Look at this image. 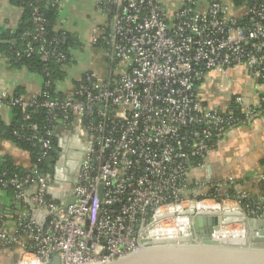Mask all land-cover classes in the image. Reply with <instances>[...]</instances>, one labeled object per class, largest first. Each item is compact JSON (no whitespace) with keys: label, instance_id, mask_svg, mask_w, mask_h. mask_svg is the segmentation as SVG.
Returning a JSON list of instances; mask_svg holds the SVG:
<instances>
[{"label":"built area","instance_id":"built-area-1","mask_svg":"<svg viewBox=\"0 0 264 264\" xmlns=\"http://www.w3.org/2000/svg\"><path fill=\"white\" fill-rule=\"evenodd\" d=\"M233 1L206 0L202 6L200 0H178L169 14L159 0H98L106 19L92 31V45L102 72L85 70L65 79L57 84L62 97L52 100L43 93L46 98L39 101L40 90L28 97L0 91V111L12 106L22 112L33 106L46 110L53 129L39 136L30 125L28 139L40 145L42 157L52 151L53 139L59 149L76 136L85 148L64 205L48 198L53 175L34 166L23 176L0 180V193L11 187L14 198L28 206L19 213L29 217L23 237L0 228L1 249H22L16 264H44L53 255L60 264L106 263L146 240L191 238V217L179 212H189L191 205H225L243 213L250 208L242 205L248 197L235 189L232 178L204 177L224 135L256 117L253 104L239 95L225 110L208 106L206 87L224 82L227 70L238 67L264 85V0ZM32 20L41 62L54 57L63 64L62 54L44 47L37 6ZM32 53L29 47L25 54ZM72 59L76 65L77 58ZM42 86L49 82L41 80ZM232 89L229 81L220 87L221 92ZM256 99L264 105V93ZM201 190L204 197L197 199ZM30 210L46 213L42 227L31 220Z\"/></svg>","mask_w":264,"mask_h":264},{"label":"crops","instance_id":"crops-1","mask_svg":"<svg viewBox=\"0 0 264 264\" xmlns=\"http://www.w3.org/2000/svg\"><path fill=\"white\" fill-rule=\"evenodd\" d=\"M160 3L172 14L178 7V0H159ZM202 6H206V0H200ZM98 0H61L57 17V29L66 32L75 39L79 45L72 51L75 58L81 50L96 52L92 45V31L105 23V16L99 10ZM22 9L12 3V0H0V33L16 29ZM78 50V52H77ZM99 57V53L95 54ZM80 71V69H78ZM76 71L71 76L75 78L80 74ZM232 83L231 92H221L220 87L224 82ZM214 82L206 87L203 98L210 106L208 99L216 100L217 108L225 110L234 96L245 97L256 111V117L227 132L221 143L215 147L208 161L207 177L210 181H225L232 178L234 187L241 194L244 193L253 201L254 205L264 206V105L258 103L257 95L264 93V85L256 84L243 68L227 70L226 80ZM41 79L27 71L11 65L9 59L3 55L0 57V91L11 96L17 88H21L23 96L28 97L40 90ZM210 92H214L210 96ZM217 92V93H216ZM256 92V93H255ZM215 102H212V105ZM3 119L9 122V110H1ZM11 157L17 166L24 169L30 168L28 156L12 144L0 139V158ZM194 177L202 174L195 173ZM204 175V174H203ZM202 177V178H204ZM70 195L67 196V201ZM13 200L0 193V221H3L2 229L14 235L16 224L13 221ZM20 211V210H19ZM22 249L13 246L8 249L0 248V264H16Z\"/></svg>","mask_w":264,"mask_h":264},{"label":"trees","instance_id":"trees-1","mask_svg":"<svg viewBox=\"0 0 264 264\" xmlns=\"http://www.w3.org/2000/svg\"><path fill=\"white\" fill-rule=\"evenodd\" d=\"M58 1L61 0H43L42 2H38V0H12V3L22 9L19 23L15 30L0 33V41L4 42L0 44V55L7 57L13 67H25L29 73L38 76L44 82H49V86H42L38 92L39 101L46 98L43 93H47L48 99L50 98L51 100L62 97V92L57 89V84H60L65 79H73L72 75H70V71L75 65V61L72 59L74 57L72 51L79 48V45L70 34L57 29L59 10L56 2ZM233 2H235V5L241 4L238 0H234ZM34 6L38 7L39 16L43 22L44 32L42 38L45 41L44 47L54 55L62 54L65 57L63 64L58 63L54 57L49 58L47 62H41L38 54L40 43L34 41L36 35L35 25L32 20ZM29 47L33 50V53L27 56L25 53ZM24 94L21 88H17L13 97L23 96ZM9 116V122L5 121L0 111V139L12 144L25 153L30 160V168L34 166L41 174L53 175L54 161L60 152L56 139L52 140L51 147L53 149L45 158L42 157L40 145L36 141L28 140L33 134L29 130L30 125H35L38 128L39 136L53 129L54 125L50 122L46 110L40 106H33L22 112L20 107L12 106L9 108ZM243 123L245 122L242 121L241 124ZM30 168L24 169L17 166L11 157L4 156L0 158V180L7 181L14 175L23 176L29 173ZM1 194L13 200L12 218L17 227L14 235L23 237L25 235L23 227L29 217L21 218L19 213L20 211L28 210V206H25L14 198L11 187L2 189ZM242 205L250 208L255 207L253 201L249 198L242 200ZM22 207H24V210L21 209ZM2 226L3 221H0V228Z\"/></svg>","mask_w":264,"mask_h":264},{"label":"water","instance_id":"water-1","mask_svg":"<svg viewBox=\"0 0 264 264\" xmlns=\"http://www.w3.org/2000/svg\"><path fill=\"white\" fill-rule=\"evenodd\" d=\"M3 43L0 41V44ZM73 144L82 146L78 137L74 136L67 146L59 145V149L62 152ZM73 154L70 158L75 159V163L80 164L81 168L85 151ZM64 159L65 156H62L60 161ZM58 163L54 166L53 186L47 188V194L64 205L73 187L63 183V168ZM30 212L31 220L42 227L45 224L46 213L35 210H30ZM185 215L192 217L193 221L194 235L188 242L183 238L178 241L165 240L162 242L146 240L135 251L110 262L95 264H264V216L259 219L248 218L243 212L209 216V214H198L193 211ZM233 224L245 225L246 245L217 240L211 236L212 231ZM44 264H60V259L57 255H53L51 260L48 259Z\"/></svg>","mask_w":264,"mask_h":264},{"label":"bare ground","instance_id":"bare-ground-1","mask_svg":"<svg viewBox=\"0 0 264 264\" xmlns=\"http://www.w3.org/2000/svg\"><path fill=\"white\" fill-rule=\"evenodd\" d=\"M192 210H196L198 214H209V216H217L220 215L222 213H231V214H237L240 213L238 209H236L235 207H227L225 205L223 206H219V207H209L207 204L205 203H200V204H196V205H191L190 206V211L192 212ZM180 214H184L187 213L186 212H181V210H179ZM172 216V214L170 215ZM179 224H182V220H179ZM214 239H219V240H223V241H227V242H235V243H243L246 245L247 243V239H246V230H243V228L241 227L240 224H233V225H229L228 227L222 228L220 227L219 230H217L216 232H214ZM173 238H169V240H172ZM183 239L186 240V242L189 241L190 237L189 236H185L183 237ZM165 241L164 238L160 239V242ZM27 264V263H26ZM28 264H37L35 261L28 263Z\"/></svg>","mask_w":264,"mask_h":264},{"label":"rangeland","instance_id":"rangeland-1","mask_svg":"<svg viewBox=\"0 0 264 264\" xmlns=\"http://www.w3.org/2000/svg\"><path fill=\"white\" fill-rule=\"evenodd\" d=\"M97 52H91L89 50H83V51H79V55L76 57V65L75 67H73L70 71V75H73V73H75L78 69H80V73H83L85 70H91L93 72H102L103 71V68L102 67H99V63L100 61H98L99 57H97L95 54ZM217 93V92H216ZM212 94H215L214 92H210V96H213ZM215 102L213 105H212V102ZM208 102L210 104V106L212 108H217L218 106L216 105V100L212 98L208 99ZM219 109V108H217ZM194 173L192 174V177H194ZM205 190H201L199 191V193L196 195L198 196L197 199H202L204 197V195L202 193H204ZM220 199L224 198L223 195H219L218 196ZM247 215H246V214ZM244 214L248 217V215L250 214V217L248 218H253V217H257L259 215H264V206L262 205H256L255 207L253 208H249V209H246L245 208V212ZM191 220H192V217H191ZM193 222V221H192ZM21 255L17 258L16 262L15 263H18L21 261Z\"/></svg>","mask_w":264,"mask_h":264},{"label":"flooded vegetation","instance_id":"flooded-vegetation-1","mask_svg":"<svg viewBox=\"0 0 264 264\" xmlns=\"http://www.w3.org/2000/svg\"><path fill=\"white\" fill-rule=\"evenodd\" d=\"M85 148L82 145L73 144L72 146L69 145L67 149L62 151L60 155L55 159L54 163H58L63 168L62 180L63 183L73 187L75 178L78 177L80 171V164L75 163V159L70 158V155H76L80 153H84ZM65 156L64 161H60V158ZM69 161V162H68Z\"/></svg>","mask_w":264,"mask_h":264}]
</instances>
